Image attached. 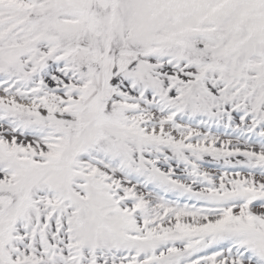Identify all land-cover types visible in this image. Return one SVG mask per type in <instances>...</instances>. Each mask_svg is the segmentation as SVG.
<instances>
[{"label": "snow or ice", "instance_id": "6c2138e0", "mask_svg": "<svg viewBox=\"0 0 264 264\" xmlns=\"http://www.w3.org/2000/svg\"><path fill=\"white\" fill-rule=\"evenodd\" d=\"M0 264H264V0H0Z\"/></svg>", "mask_w": 264, "mask_h": 264}]
</instances>
